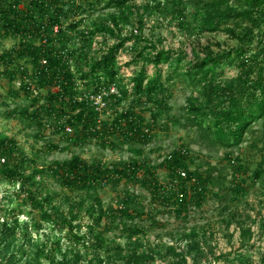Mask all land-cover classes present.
I'll return each instance as SVG.
<instances>
[{
    "label": "rangeland",
    "instance_id": "rangeland-1",
    "mask_svg": "<svg viewBox=\"0 0 264 264\" xmlns=\"http://www.w3.org/2000/svg\"><path fill=\"white\" fill-rule=\"evenodd\" d=\"M182 1L186 26H181L174 14L175 5L165 0H129L127 5L133 14L119 24L121 36L131 37L118 48L115 60L129 95L110 98L106 106L97 111L98 118L111 125L120 113L131 111L141 118L143 127L149 129L145 140L125 138L120 130H112L107 134V142L94 137L78 146L74 141L77 129L58 133L54 119L49 118L44 110L41 113L43 126L38 127L37 122L27 118L24 112L41 109L40 106L46 104V90L34 88L27 98L17 84H11L2 74L4 66L0 64V137L12 138L18 149L35 161L34 165L24 169L28 174L36 171L33 174L35 183L27 184V188L40 202V205L33 206L25 204L24 197L17 193L19 183L6 179L3 171L7 166L0 165V227L4 220L10 224L15 217L19 220L15 233L8 237L9 248L6 242L0 243V264H48L43 256L36 261V248L25 244L49 242L56 238L60 242L55 252L56 260L62 261L63 255L67 254L66 264H73L74 254L68 252L71 249L78 252L84 261L90 257L95 259L94 264H123L132 251L147 255L141 264H170L177 260L181 264H241L240 258L245 260V264H264V173L260 178L254 176L260 164L264 167V123L261 120L255 122L238 147L210 146L199 130L185 120L190 115L188 99H205L200 84H188L178 76L165 80L159 95L165 100L162 106L131 94L130 78L142 66L148 75L154 71L153 63L139 58L141 50L144 53H153L155 48L181 50L188 53V59H192V51L201 53L204 46H210L214 51L231 48L236 46L238 39L224 30L228 25L239 33L249 27L253 37L249 42L250 53L256 49L260 52L259 58H264V18L261 15L246 13L238 24L233 20L217 31H202L199 27L201 12L196 10L195 4L201 0ZM57 3L67 13L62 17L61 36L69 48L77 49L78 55L83 41L71 25L80 23L79 29L83 30L93 27L94 23L112 27L111 16L124 9L110 4L111 0H57ZM27 5L25 0L20 6ZM233 5L241 11L246 10L243 4ZM58 28L54 26L50 35L56 37ZM116 42V37L97 31L89 56L99 58L107 47ZM147 43H152L154 48L150 46L143 50ZM13 46H18V37L0 35V53ZM18 63L31 72L30 63L24 60ZM78 65V60L73 61L76 77H79ZM240 69L238 60L231 59L223 70L218 71L215 79L218 82L229 81L239 75ZM168 71V65H163L164 77ZM77 79V94L91 93L92 89ZM182 147L188 150L186 159L190 171L199 172L214 165L220 174L212 183L205 185L206 192L199 205L191 200L190 190L186 196L187 206L176 208L173 196L168 199V204L163 203L159 195L153 197L145 181L148 183L153 173L156 183L167 184L170 174L165 160ZM74 156L86 162L99 161L107 167L119 166L124 161L137 164L140 168L136 176L103 182L95 190L105 210L119 208L126 202L139 216L126 219L125 225L128 226L125 228L111 214H104L97 224L87 211L92 201L86 194L63 186L49 170L56 161L63 163ZM232 159L235 162H231ZM239 166L241 171L234 176ZM233 183L239 186H233ZM80 200L85 202L76 212L71 205ZM47 215H53L54 222ZM63 217L73 218V229L63 228ZM33 223L41 224L36 229ZM130 225L138 231H132ZM247 228L251 229L252 235L243 238L241 232Z\"/></svg>",
    "mask_w": 264,
    "mask_h": 264
},
{
    "label": "trees",
    "instance_id": "trees-1",
    "mask_svg": "<svg viewBox=\"0 0 264 264\" xmlns=\"http://www.w3.org/2000/svg\"><path fill=\"white\" fill-rule=\"evenodd\" d=\"M24 1L0 0V35L2 37L10 35L18 37V46H13L0 53V64L4 66L2 74L11 84L19 83L17 84L18 89L22 90L27 98L31 96L34 88L46 90L44 96L46 104L43 103L40 106L41 109L37 108L32 113L25 111V116L37 122L38 127L41 128L43 126L41 113L44 110L49 118L54 119V127L58 133H67L72 129H77L78 135L74 141L78 146L86 144L94 137L99 138L101 142H107V134L114 130H120L125 138L138 137L145 140L149 129L143 127L139 116L131 111H125L120 113L111 125H106L99 120L98 112L87 94L79 96L76 91L77 78H79L88 89H92L88 94L108 90L114 83L121 95H129L128 86L120 77L115 66L118 48L131 38L130 36L122 37L119 26L120 21L126 22L133 14L130 5H127L129 0H111L110 4L124 8L111 16L112 27L94 23L93 27L83 30L79 29L80 23L75 22L74 25H71L75 29L76 35L83 41L80 55H78L77 49L69 48L66 40L61 36L63 32L62 17L67 13L58 6L57 0H26L28 1L27 7H21L20 5ZM165 1L175 5L174 14L177 15L181 26H186L184 2L182 0ZM195 4L196 10L201 12L199 27L202 31H217L222 25L233 20L238 24L239 19L246 13H256L264 18V0H201L196 1ZM233 4H243L246 10L241 11ZM54 26L59 27L56 37L50 35ZM99 30L116 37L117 42L107 47L106 51L95 59L91 58L89 53L91 42ZM224 30L238 39L236 46L219 51H214L210 46H204L201 48L203 51L201 53L196 50L192 51V59H188V53L181 50L155 48L153 53H144L141 50L139 58L153 63L154 71L148 75L142 66L130 78L132 82L131 94L140 99L145 98L147 101H153L157 106H162L165 100L160 99L159 95L165 80L178 76L186 80L188 84H200L205 99L199 101L188 99L187 111L190 115L185 120L199 130L203 140L210 146L235 148L242 144L255 122L261 120L264 123V58H259L260 52H257L256 49L250 53L249 42L253 37L250 35L249 27L241 29V33L236 32V29L230 25ZM136 38H140V36ZM38 39L39 41L36 42ZM150 46L152 47V43H147L142 49L146 50ZM173 55L175 57H172ZM246 55L251 56V60ZM234 58L238 60V66L241 68L239 75L229 81L218 82L215 79L218 71L223 70V66ZM20 60L30 63L31 72L24 65L18 63ZM75 60H78L79 64L77 66L79 77H76L72 66ZM85 61H87V65H84ZM165 64L168 65L169 71L164 77L163 65ZM255 68L256 71H254ZM38 97L35 99L36 101ZM117 97H119L117 94L109 93L106 101L108 103L110 98L119 99ZM66 127H70L71 130L67 131ZM187 154L188 150L185 147L169 154L165 160L170 174L167 184L156 183L152 178L153 173H150L151 179L148 183L144 180L145 186L151 189L153 197L159 195L163 198V203L168 204V199L173 196L176 208L187 206L186 196L190 190L192 192L191 200L199 205L206 192L205 185L212 183L220 174L214 165L203 168V171H190L187 166ZM2 158L4 161H0V165L7 166L3 171L4 177L19 183L17 193L24 197L25 204L40 205L38 199L27 188V184L35 183L33 174L36 171L28 174L24 169L25 166L34 165L35 161L20 151L12 138L4 136L0 137V160ZM231 162H235V159H232ZM139 168L137 164L130 161L119 163V166L107 167L102 162H86L74 156L63 163L56 161L55 166L50 167L49 170L63 186L79 189L86 194L92 201L87 211L97 224L100 223L104 214H111L113 219L118 218L120 225L125 228L128 226L125 225L126 219H134L135 216H139V213L132 211L126 202L119 208L105 210L95 187L103 182L136 176ZM241 168L240 166L236 168L234 176H238ZM180 169L186 172L185 177L179 174ZM262 173H264V167L260 164L254 172L255 178H260ZM233 186L239 185L233 183ZM84 202V200H80L72 203L71 206L76 212H79ZM47 217L52 218L54 222L53 215H47ZM62 222L63 228L73 229L72 217L69 219L63 217ZM33 224L37 229L41 223ZM18 226V217H15L13 224L4 220L0 227L2 238L0 243L6 242L7 248H9L8 237L15 233ZM131 230L138 231L135 226ZM251 235L250 228L243 229L241 232L243 238ZM23 243L25 242L23 241ZM23 243L19 245V248ZM25 245L36 248V261L43 256L48 264H66L68 262L67 254L63 255L62 261L56 260L55 252L60 247L57 238L49 242L40 241L39 243L38 241L32 244L27 242ZM169 249L173 251L172 247ZM68 252L74 254L73 264H94L95 262V259H91V257L84 261L81 255L72 249ZM139 254L141 253L132 251L130 256L125 257L123 264H141L147 255L142 253L143 255L140 256ZM12 257H14L13 254ZM244 261L242 258L239 259L241 264H245ZM170 264H181V262L177 260Z\"/></svg>",
    "mask_w": 264,
    "mask_h": 264
},
{
    "label": "built area",
    "instance_id": "built-area-1",
    "mask_svg": "<svg viewBox=\"0 0 264 264\" xmlns=\"http://www.w3.org/2000/svg\"><path fill=\"white\" fill-rule=\"evenodd\" d=\"M109 93L117 94L118 96H120V93L118 91L116 84L113 83L110 85L108 90H102L101 92L96 93V94H87V97L91 100L95 109L98 111V110H101L104 106H106L107 104L106 97H107V94ZM66 130L70 131L71 128L66 127ZM1 160L4 161L3 158ZM178 172L182 177L186 176V172L184 170L180 169Z\"/></svg>",
    "mask_w": 264,
    "mask_h": 264
}]
</instances>
